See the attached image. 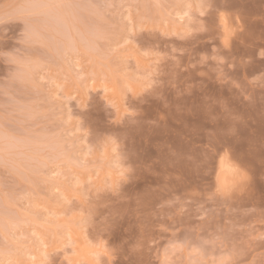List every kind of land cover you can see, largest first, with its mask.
I'll return each instance as SVG.
<instances>
[{"label":"rangeland","instance_id":"374dc122","mask_svg":"<svg viewBox=\"0 0 264 264\" xmlns=\"http://www.w3.org/2000/svg\"><path fill=\"white\" fill-rule=\"evenodd\" d=\"M0 264H264V0H0Z\"/></svg>","mask_w":264,"mask_h":264},{"label":"bare ground","instance_id":"6f19581e","mask_svg":"<svg viewBox=\"0 0 264 264\" xmlns=\"http://www.w3.org/2000/svg\"><path fill=\"white\" fill-rule=\"evenodd\" d=\"M224 24H225V23H224ZM222 160H224V159H222ZM222 160H221V161H222ZM226 161H227V160H226ZM224 162H225V161H224ZM222 164H223V163H222ZM227 164H228V163H227ZM226 166H227V165H226ZM230 166H231V165H230ZM224 167H225V165H224ZM218 168H219V165H218ZM226 168H227V167L224 168L225 171H227ZM228 168H229V167H228ZM235 168H236V167H235ZM230 169H232V168L230 167ZM230 169H229L227 172H229ZM217 170H218V169H217ZM219 170H220V169H219ZM219 170H218V171H219ZM232 170H233V169H232ZM225 171H224L223 173H227V172H225ZM230 172H231V171H230ZM232 172H233V171H232ZM232 172H231V173H232ZM219 173H220V172H219ZM221 173H222V172H221ZM223 173H222V174H223ZM235 173H237V172H235ZM227 174H229V173H227ZM225 175H226V174H225ZM236 175H237V174H236ZM218 176H219V174H218ZM237 176H239V175H237ZM222 177H223V176H222ZM222 177H221V176L219 177V181H218V182H219V183H223V187H225L224 185H226V186L229 185V183H230L229 180H230V177H231V176L228 177V178H229L228 180L226 179L227 177L225 178V179L227 180V181H225L227 184H225L224 182H222V180L224 179V177H223V178H222ZM217 179H218V177H217ZM228 181H229V182H228ZM216 183H217V182H216ZM218 186H220V185H218ZM221 186H222V185H221ZM221 186H220V187H221ZM221 188H222V187H221ZM224 189H227V188H224ZM223 191H224V190H223Z\"/></svg>","mask_w":264,"mask_h":264}]
</instances>
